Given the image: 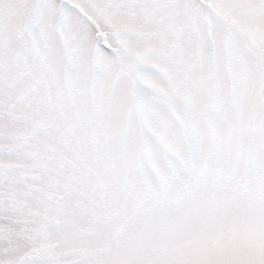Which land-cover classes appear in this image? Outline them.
<instances>
[{"label": "snow or ice", "instance_id": "6c2138e0", "mask_svg": "<svg viewBox=\"0 0 264 264\" xmlns=\"http://www.w3.org/2000/svg\"><path fill=\"white\" fill-rule=\"evenodd\" d=\"M0 264H264V0H0Z\"/></svg>", "mask_w": 264, "mask_h": 264}]
</instances>
